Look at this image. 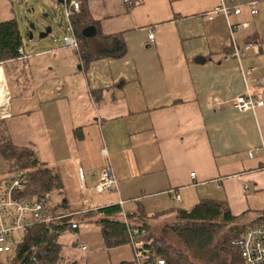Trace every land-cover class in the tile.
<instances>
[{
  "label": "crops",
  "instance_id": "crops-1",
  "mask_svg": "<svg viewBox=\"0 0 264 264\" xmlns=\"http://www.w3.org/2000/svg\"><path fill=\"white\" fill-rule=\"evenodd\" d=\"M131 1L87 0L102 34L100 41L92 37L91 49L100 50L106 35H120L121 57L84 61L66 46L64 36L75 30L65 8L63 44L24 43L26 57L0 65L10 95L6 133L58 168L73 212L118 203L123 219L139 210L174 216L177 204L217 199L239 223L256 221L264 212V105L240 110L234 99L250 93L264 100V0ZM222 3L241 12L214 13ZM13 18L11 0H0V22ZM242 22L250 26L232 30ZM233 41L260 48L241 60L228 57ZM106 167L117 184L100 196L94 190ZM6 173L0 155V186L12 177ZM67 232L78 239L63 242ZM67 232L59 241L68 261L135 264L133 245L108 247L91 224Z\"/></svg>",
  "mask_w": 264,
  "mask_h": 264
},
{
  "label": "trees",
  "instance_id": "trees-1",
  "mask_svg": "<svg viewBox=\"0 0 264 264\" xmlns=\"http://www.w3.org/2000/svg\"><path fill=\"white\" fill-rule=\"evenodd\" d=\"M78 1L80 9L72 14L71 21L80 40L82 59L88 61L105 56H123L126 47L120 35H106L103 37L104 46L100 50L91 49L90 41L93 38L85 37L82 31L89 25L98 26L97 20L91 13L87 0ZM31 33L29 30L28 36ZM97 34L102 35L98 31ZM23 44L17 18L0 22V65L22 56L19 49ZM3 86L7 91L5 81ZM5 130V123L0 119V155L4 160L6 174L21 171L27 179L26 186L18 195L30 200L45 197L49 202L47 215L60 218L37 224L19 247L7 253L5 261H0V264H76L67 260L66 245L59 239L64 232L81 231L83 224H91L99 229L108 247L129 244L133 237L142 239L147 246H153L156 252L155 257L146 264H158L156 259L163 260V264H244L241 254L243 233L248 226L264 224V212L248 225L239 223L229 204L217 199H201L189 208H173L172 211L177 212V221L169 227L183 245L191 248L190 254L175 244H167L153 232L154 227L148 219L160 218L171 211L150 215L139 210L128 214V220L123 219L122 207L118 203L88 208L83 213L73 212L68 208L58 168L43 162L34 146L14 144ZM55 194H63V200L55 202ZM134 227L144 228L143 235L131 237L130 229Z\"/></svg>",
  "mask_w": 264,
  "mask_h": 264
},
{
  "label": "built area",
  "instance_id": "built-area-1",
  "mask_svg": "<svg viewBox=\"0 0 264 264\" xmlns=\"http://www.w3.org/2000/svg\"><path fill=\"white\" fill-rule=\"evenodd\" d=\"M132 4L131 0H125ZM130 1V2H129ZM66 14L68 17L72 16L74 11L80 9V4L76 0H64ZM253 13H257L255 2L250 4ZM214 13H223L229 15L234 12L239 14L241 9L238 7H231L225 3L218 5L213 10ZM250 26L249 22H242L235 24L232 30L247 28ZM154 34L149 33V38H153ZM64 42L66 46L79 49L80 40L72 33V35H65ZM259 44L256 42H247L241 48L235 41H233V50L228 57L235 56L238 59L246 56L251 49L259 51ZM22 56L26 57L23 48L19 49ZM253 68L244 71V74L251 72ZM257 82H263V79H257ZM8 97H10L8 93ZM264 105V100L257 99L248 93L239 95L234 99V106L240 110H255L257 107ZM9 111L4 112V117L9 116ZM194 175V173H192ZM26 176L23 172L13 174L12 177L3 185L0 186V253H9L19 247L24 241L26 235L37 224L41 222H52L60 218V216L47 215L49 207L48 200L43 197L36 200H30L24 196L18 195L26 186ZM117 184L116 176L110 167H106L103 171L101 179L99 180L96 189L99 192L112 191ZM174 198H178L177 193H174ZM144 228L134 227L130 229V236L143 235ZM131 244L135 249V263L146 264L155 257L156 252L153 246H147L142 239L131 240ZM241 254L244 264H264V224L257 223L248 226L242 236ZM158 264H163L164 261L156 259Z\"/></svg>",
  "mask_w": 264,
  "mask_h": 264
},
{
  "label": "rangeland",
  "instance_id": "rangeland-1",
  "mask_svg": "<svg viewBox=\"0 0 264 264\" xmlns=\"http://www.w3.org/2000/svg\"><path fill=\"white\" fill-rule=\"evenodd\" d=\"M11 2L13 4L16 18L21 28L23 42L25 44L32 43V45L36 46L38 49H42L45 46H53L58 43L63 44V36L68 29V21L65 16V3H61L58 0H11ZM32 25H34V27H32ZM29 30L32 31L33 37L31 38L28 36ZM94 37L97 38L98 41L101 39L99 35H95ZM1 74L5 80L3 72L0 71L1 89L3 94L5 93L4 97L8 98L6 106L4 104L3 106L0 105V119H3L4 112L8 111L6 109H8L9 104V89L6 80L5 85L7 91L3 89ZM19 172L21 171H15L14 173H10V175L12 176V174H17ZM94 192L100 196H108V193H110L108 190L99 193L96 191V189ZM92 196L94 197V194H88V198H91ZM59 197L60 194H55L53 200L55 201ZM176 206L180 207L181 205L177 204ZM176 221L177 215H168L155 218L150 221L151 224H149L154 227L153 232L158 238L163 239V241L167 244H175L177 247H179V249L181 248L185 252L191 254V248L183 245L184 243L179 240L176 234L173 233L169 227L170 225L175 224ZM73 239H78V236L71 232H67L61 238L63 242ZM6 256L7 253H0V261H5Z\"/></svg>",
  "mask_w": 264,
  "mask_h": 264
},
{
  "label": "water",
  "instance_id": "water-1",
  "mask_svg": "<svg viewBox=\"0 0 264 264\" xmlns=\"http://www.w3.org/2000/svg\"><path fill=\"white\" fill-rule=\"evenodd\" d=\"M59 2L63 3V0H59ZM32 27H34V25H32ZM82 33L85 37H94L97 34V27L95 25H89L83 29ZM32 36L31 33V37Z\"/></svg>",
  "mask_w": 264,
  "mask_h": 264
},
{
  "label": "bare ground",
  "instance_id": "bare-ground-1",
  "mask_svg": "<svg viewBox=\"0 0 264 264\" xmlns=\"http://www.w3.org/2000/svg\"><path fill=\"white\" fill-rule=\"evenodd\" d=\"M74 31V30H73ZM24 49V48H23ZM1 91H2V89H1V79H0V94H1ZM242 240V239H241ZM131 244V243H130Z\"/></svg>",
  "mask_w": 264,
  "mask_h": 264
}]
</instances>
